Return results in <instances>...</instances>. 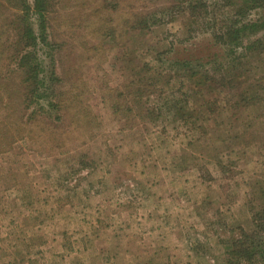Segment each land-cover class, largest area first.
Listing matches in <instances>:
<instances>
[{"label":"rangeland","instance_id":"rangeland-1","mask_svg":"<svg viewBox=\"0 0 264 264\" xmlns=\"http://www.w3.org/2000/svg\"><path fill=\"white\" fill-rule=\"evenodd\" d=\"M185 1L51 0L64 103L47 113L0 0V264H228L263 241L264 52L244 47L264 31L216 36L264 11L217 0L183 34Z\"/></svg>","mask_w":264,"mask_h":264},{"label":"trees","instance_id":"trees-1","mask_svg":"<svg viewBox=\"0 0 264 264\" xmlns=\"http://www.w3.org/2000/svg\"><path fill=\"white\" fill-rule=\"evenodd\" d=\"M15 1L17 3L15 5V9L18 11L16 17L22 25L16 23L17 30L15 34L17 39L14 43L12 42V46H14L15 49L12 59L15 61H13V63H16V70L23 77L21 78L23 79L22 85L27 91L25 101L28 103H33V101H35L39 108L47 113H61L64 101L57 100V96L61 94L62 91L60 90L61 79L57 65L58 53L57 48H55V46H57V42L53 38L50 26L51 15L49 12L51 13V11L49 2H51V0H34L33 4L28 0ZM216 1L217 0H186L183 4L185 5L183 8L184 14L182 15L181 12H179L183 16L182 33H188L195 25H205L207 22L206 16H208L209 12H211V4ZM237 1V4L240 5L237 13L238 15L240 14L245 16L244 18H247L249 13L254 9L264 11V0ZM164 8L166 9H164V13L166 15L171 13L170 7ZM163 17L164 19H169V17ZM154 23L159 25L156 21ZM168 25L169 22L165 25V27ZM161 27L164 28V25ZM243 30L248 31V33H257L255 31L260 30L264 31V19L258 20L255 23H248L241 29L232 25V28L229 27L227 29L225 35L220 37L216 36V39H220V41L224 42L223 46H226V50H229L228 43L232 41H236L234 48L243 47L244 42L239 38V34ZM239 39L241 40L240 42H238ZM250 43V47H244L245 52L249 51L252 53L256 50L264 52V38L260 41L258 40ZM193 63L200 65V61H182L176 64L184 67ZM214 64L216 65V62H214ZM215 72L216 74L219 73L215 67L214 69L212 67V70H207L204 75H200L201 77L199 79L201 81L206 79V81L211 85V83H214L211 79H215ZM224 81L226 82L227 78H224ZM236 81L238 80L236 79ZM260 83L261 82H255L253 85L257 88L260 87L258 85ZM262 226L264 227V223L261 222L259 227L264 234ZM255 255H259L262 264H264V237L263 241L259 244L254 243V247L246 251L243 248V244L239 243L233 253L230 254L228 264H236L238 261H251Z\"/></svg>","mask_w":264,"mask_h":264}]
</instances>
